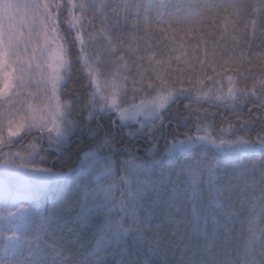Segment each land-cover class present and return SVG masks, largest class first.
<instances>
[{
	"label": "snow or ice",
	"instance_id": "1",
	"mask_svg": "<svg viewBox=\"0 0 264 264\" xmlns=\"http://www.w3.org/2000/svg\"><path fill=\"white\" fill-rule=\"evenodd\" d=\"M0 264H264V0H0Z\"/></svg>",
	"mask_w": 264,
	"mask_h": 264
},
{
	"label": "trees",
	"instance_id": "2",
	"mask_svg": "<svg viewBox=\"0 0 264 264\" xmlns=\"http://www.w3.org/2000/svg\"><path fill=\"white\" fill-rule=\"evenodd\" d=\"M209 31L211 30L210 28L208 29ZM231 45L229 44V47H230ZM191 49H189V56H190V58H191ZM210 71V70H209ZM75 87H78V86H75Z\"/></svg>",
	"mask_w": 264,
	"mask_h": 264
}]
</instances>
